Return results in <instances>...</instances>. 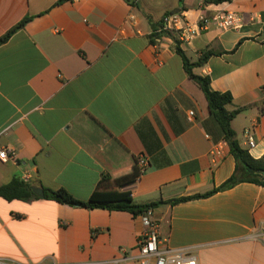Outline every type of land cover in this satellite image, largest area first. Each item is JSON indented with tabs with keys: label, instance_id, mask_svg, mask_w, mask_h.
<instances>
[{
	"label": "crops",
	"instance_id": "obj_1",
	"mask_svg": "<svg viewBox=\"0 0 264 264\" xmlns=\"http://www.w3.org/2000/svg\"><path fill=\"white\" fill-rule=\"evenodd\" d=\"M234 12L239 27L212 26L182 48L193 72L214 91L229 92L232 128L253 158L264 156V0H0V38L32 20L0 46V185L21 179L36 188L66 189L87 201L104 175L130 185L135 203L153 209L163 248H192L199 264H264V187L239 183L208 194L237 162L200 85L186 73L174 34L151 41L164 16ZM134 13L133 26L128 17ZM193 112L194 116L190 117ZM225 144L212 163L211 151ZM146 158L135 177L136 159ZM137 178V179H136ZM38 197V196H37ZM146 226L127 212L84 209L38 197H0V258L20 264H88L120 259L139 264Z\"/></svg>",
	"mask_w": 264,
	"mask_h": 264
},
{
	"label": "trees",
	"instance_id": "obj_2",
	"mask_svg": "<svg viewBox=\"0 0 264 264\" xmlns=\"http://www.w3.org/2000/svg\"><path fill=\"white\" fill-rule=\"evenodd\" d=\"M66 1L73 0H62L59 3ZM124 1H126L131 6L138 7V0ZM225 1L227 0H204V3L220 4ZM183 2L184 0H180L181 4H183ZM31 20V17L25 18L6 35L2 36L0 38V46L5 44L17 31L22 30ZM160 25L161 23L159 26ZM153 26L155 30H157L159 27L158 26L156 29V26ZM160 37L161 35L154 34L151 38V41L155 43ZM176 49L177 53L183 59L186 73L192 80L200 85L202 91L204 92L208 101L209 110L220 124L224 132L225 142L227 143L228 149L236 159L237 169L232 178H230L226 183L214 191L205 195H197L173 200L169 203L175 205L194 199L206 198L213 195L214 193L228 190L239 183H249L264 187V156L259 159L253 158L250 154V149L248 147L244 148L241 146L237 139V135L232 128L233 120L241 111L238 110L229 112L227 110L226 106L233 101L231 93L214 91L211 87V81L208 77L198 76L193 72L196 67L204 66L208 62L209 58L214 55V53L210 51L204 52L197 62L191 63L179 45ZM134 173L135 177L137 178L142 175L138 166V158L136 159ZM239 174H242V177L238 180ZM133 181L123 184L112 179V177L109 175H104L94 190L92 196L87 201L76 199L72 194L63 188L57 190L43 188V190L45 192V199L53 200L63 205L91 210L102 209L108 211L127 212L132 214L134 217L142 216L147 211L153 210L159 205L165 203L163 201L153 202L145 205L135 203L131 192L129 190H123L124 187L130 185ZM0 197L7 201L20 200L25 202L38 198L32 191V185L18 178H14L6 185H0Z\"/></svg>",
	"mask_w": 264,
	"mask_h": 264
},
{
	"label": "built area",
	"instance_id": "obj_3",
	"mask_svg": "<svg viewBox=\"0 0 264 264\" xmlns=\"http://www.w3.org/2000/svg\"><path fill=\"white\" fill-rule=\"evenodd\" d=\"M54 1L59 3L62 0ZM128 20L133 26H136L138 22V18L134 13L129 15ZM239 24V17L231 11L219 12L214 16H207L202 13L196 24L192 23L184 13H177L164 16L161 25L155 30V34H174L176 47L179 45V47L184 48L213 25L220 30H230L238 28ZM193 116L194 113L191 112L190 117ZM245 137L247 139V147L250 150L253 149L256 146L253 130L246 129ZM224 147L225 144H218L211 151L210 156L214 165H218L223 159ZM0 161L2 163H19L18 156L14 150L2 147H0ZM138 166L141 174H143L148 166L146 158L139 157ZM141 218L146 226V231L138 240V255L136 258L139 264H199V260L192 248L172 249L162 247L163 241L160 236V227L158 221L153 217V210L147 211ZM120 262V259H113L88 264H120ZM0 264L20 263L0 258Z\"/></svg>",
	"mask_w": 264,
	"mask_h": 264
},
{
	"label": "water",
	"instance_id": "obj_4",
	"mask_svg": "<svg viewBox=\"0 0 264 264\" xmlns=\"http://www.w3.org/2000/svg\"><path fill=\"white\" fill-rule=\"evenodd\" d=\"M177 13H178V12H173L172 15H175V14H177ZM241 177H242V174H239V175H238V180L241 179ZM32 191H33V193H34L36 196H38V197H41V198L45 197V192H44V190H43L42 188H36V187H33V188H32Z\"/></svg>",
	"mask_w": 264,
	"mask_h": 264
}]
</instances>
